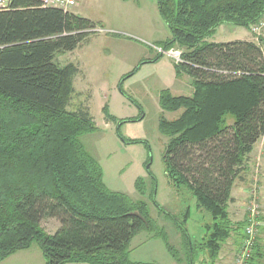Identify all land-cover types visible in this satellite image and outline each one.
Wrapping results in <instances>:
<instances>
[{"label": "trees", "instance_id": "obj_1", "mask_svg": "<svg viewBox=\"0 0 264 264\" xmlns=\"http://www.w3.org/2000/svg\"><path fill=\"white\" fill-rule=\"evenodd\" d=\"M155 2L170 33L160 46L181 50L176 73L192 78L189 97L159 93L162 112L181 111L158 124L168 141L165 176L208 219L202 242L195 248L176 217L156 203L154 181L149 202L180 231L186 264H196L199 254L205 256L199 264H216L229 239L241 244L243 238L246 219L232 222L228 207L253 146L264 139V54L254 42L206 39L226 24L248 30L263 17L264 0ZM98 25L32 0H11L0 11V262L36 243L44 264H145L129 261L127 253L141 231L160 238L177 260L148 204L104 186L100 165L79 140L95 132L93 119L69 111L78 69L55 58L74 51ZM106 120L115 122L107 113ZM134 186L146 195L141 178ZM188 216L186 209L183 223ZM44 219L59 223L54 234L40 228ZM263 262L256 238L247 264Z\"/></svg>", "mask_w": 264, "mask_h": 264}, {"label": "rangeland", "instance_id": "obj_2", "mask_svg": "<svg viewBox=\"0 0 264 264\" xmlns=\"http://www.w3.org/2000/svg\"><path fill=\"white\" fill-rule=\"evenodd\" d=\"M83 1V15L99 23L104 33H92L74 51L55 58L57 65L72 64L78 69L73 78L74 92L69 111L88 113L96 127L95 132L80 137V143L100 165L104 186L109 191L127 195L133 201H145L150 217L164 229L169 244L177 251L175 260L160 238L141 231L133 236L127 247L128 260L145 264H186L180 231L165 216L157 214L149 202V193L154 181L156 203L176 217L196 248L206 234L204 225L208 219L195 209L194 199L189 194L178 193L168 182L163 162L168 141L158 130L160 117L173 121L181 113L162 112L159 93L167 90L175 96L189 97L192 78L182 71L177 74L173 60L155 50L170 38L169 30L157 13L155 0ZM261 24H264V15L248 30L226 24L206 42L230 43L249 39L251 35L264 54V25ZM252 26L257 28L255 33L251 31ZM106 113L115 118V122L107 121ZM121 120L133 121L120 124ZM121 138L139 143L125 144ZM255 148L259 149L258 152L248 156L242 179L235 183L247 191L239 193L241 197L238 200L243 207L241 214H246L254 188L255 204L260 207V222L264 225V139L259 140ZM138 178L146 185L144 197L135 190ZM186 209H189V216L183 223ZM233 213L234 209H231L230 217L238 218L239 215ZM39 226L52 235L59 228V223L54 219H44ZM257 239L259 246L264 248V228L258 231ZM204 258V254H199L196 264ZM0 264H44V260L37 244L33 243L28 250L13 254Z\"/></svg>", "mask_w": 264, "mask_h": 264}, {"label": "built area", "instance_id": "obj_3", "mask_svg": "<svg viewBox=\"0 0 264 264\" xmlns=\"http://www.w3.org/2000/svg\"><path fill=\"white\" fill-rule=\"evenodd\" d=\"M40 3L42 7L59 9L64 12H70L77 6L78 0H32ZM11 4V0H0V11L8 10ZM264 25V24H261ZM257 28L251 27V31L255 33ZM92 33L101 34L104 33L100 28H95ZM156 52L160 55H164L173 60L174 65H180L182 60V51L177 48H171L164 50L163 48H155ZM255 190L250 193L251 201L246 208V224L243 229V238L241 240L238 252H236L232 258L231 264H247L252 256L253 247L260 225V207L255 204Z\"/></svg>", "mask_w": 264, "mask_h": 264}, {"label": "crops", "instance_id": "obj_4", "mask_svg": "<svg viewBox=\"0 0 264 264\" xmlns=\"http://www.w3.org/2000/svg\"><path fill=\"white\" fill-rule=\"evenodd\" d=\"M83 5H84V1L83 0H78L77 6L72 9L71 13L74 14L75 16L82 17V18H85V19H88V20L92 21V19H90L88 17H85L83 15V13H82ZM157 11H158V9H157ZM92 22H94V21H92ZM94 23H97V22H94ZM97 24H99V23H97ZM236 41L253 42V39H252V37L250 35L249 39H240V40L238 39ZM191 94H192V92H191ZM173 96H175V95H173ZM257 143L253 146V150H252L251 154L249 155V157L254 155L256 153V151L258 152V150L260 149V147H259V149L255 148ZM240 192L241 193H247V191L245 189H241V187L236 185V183H235L233 185L232 190H231L232 203L229 204L228 213H229V217H230V215H231L230 214V210L234 209V213L233 214H235V216H238V215L239 216H238V218L235 217V219H232V217H230L232 222H242V221H244L246 219V214H241L242 212L240 210V209H243V207H242V205L240 203L241 201L238 200V198L241 197V194H239ZM255 194H256V191H255ZM247 199H248V196H247ZM249 199H251V197ZM261 223L262 222H260V225H259V232L261 231V228H264L263 227L264 225H262ZM239 242H240L239 239H237L236 237H233V238L229 239L227 241V243L225 245H223V247L221 248L218 260L216 261V264H231V261H232V258L234 256V254L239 249V246H240ZM260 250L264 254V248L260 247Z\"/></svg>", "mask_w": 264, "mask_h": 264}, {"label": "water", "instance_id": "obj_5", "mask_svg": "<svg viewBox=\"0 0 264 264\" xmlns=\"http://www.w3.org/2000/svg\"><path fill=\"white\" fill-rule=\"evenodd\" d=\"M131 215L140 218V216L137 213H132Z\"/></svg>", "mask_w": 264, "mask_h": 264}]
</instances>
